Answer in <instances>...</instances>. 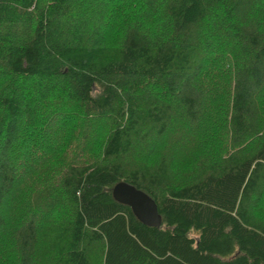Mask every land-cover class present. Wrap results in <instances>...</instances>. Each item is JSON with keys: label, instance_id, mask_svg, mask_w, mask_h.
I'll return each instance as SVG.
<instances>
[{"label": "trees", "instance_id": "obj_1", "mask_svg": "<svg viewBox=\"0 0 264 264\" xmlns=\"http://www.w3.org/2000/svg\"><path fill=\"white\" fill-rule=\"evenodd\" d=\"M0 264H264V0H0Z\"/></svg>", "mask_w": 264, "mask_h": 264}, {"label": "water", "instance_id": "obj_2", "mask_svg": "<svg viewBox=\"0 0 264 264\" xmlns=\"http://www.w3.org/2000/svg\"><path fill=\"white\" fill-rule=\"evenodd\" d=\"M113 199L131 209L133 215L147 227H160L162 218L152 198L125 182L117 183L112 189Z\"/></svg>", "mask_w": 264, "mask_h": 264}]
</instances>
